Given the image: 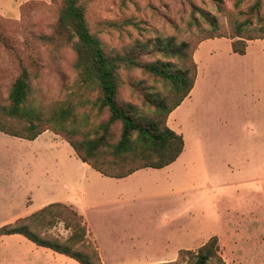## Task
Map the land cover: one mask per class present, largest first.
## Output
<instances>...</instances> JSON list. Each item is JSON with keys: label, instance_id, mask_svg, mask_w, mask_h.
Masks as SVG:
<instances>
[{"label": "rangeland", "instance_id": "rangeland-1", "mask_svg": "<svg viewBox=\"0 0 264 264\" xmlns=\"http://www.w3.org/2000/svg\"><path fill=\"white\" fill-rule=\"evenodd\" d=\"M82 2L88 10L89 25L101 39L106 52L125 55L137 44L149 43L141 49L143 63L165 60L153 46L157 39H173L178 45L188 42L193 48L200 38L208 35L211 26L203 24L199 28L192 24L194 6L218 20L226 37L214 38L219 41L198 46L195 61L204 72L202 84L188 98L180 114L181 119L175 120L172 115L169 119L171 128H176L187 140L191 133L202 149L201 162L195 167L187 165L177 171L183 178L180 195L175 197V200H180L176 203L180 208V219L167 220L150 211L146 219L134 216L131 234L135 236L134 245L139 247L146 241L156 252L166 247L170 252L178 247L197 251L210 235H217L220 254L226 264H264V182L252 181L264 176V166L250 159L248 156L253 154L247 153V149L253 150L259 138L252 114L254 106H264V101L252 100L246 105L249 112L243 126H237L234 115L242 96L246 101L249 88L255 87V83L258 88L264 86V40H248L247 45L253 42L247 57L232 54L230 44L235 40L231 37L237 23L251 21L249 29L264 28V0ZM60 5L61 0H0V24L10 41L9 47L0 45V106L9 103L10 89L21 72V66L28 68L32 75L30 98L33 104L45 110L61 101L66 89L75 85L76 54L63 43L56 30ZM171 61L180 65L177 59ZM254 66H259L257 72L253 71ZM122 77L124 83L119 96L122 103L142 106L147 92L164 95L168 89L140 68L124 71ZM81 112L89 114V127L109 117L107 111L98 115L90 107L81 109ZM46 132L45 139L53 136L58 142L42 139L34 143L0 131V223L17 218L18 214H26L29 195L34 201L32 207H37L43 199L68 201L70 194L73 195L69 187L75 190L86 176L92 193L105 186L95 181L94 171L87 164L76 158L77 164L76 160L68 157L71 146L62 136L51 130ZM119 134L120 125H117L114 137L117 139ZM190 177H196L198 182L190 180ZM203 178H208L209 183L199 181ZM153 180L112 183L111 188H127L135 196V211L145 210L149 194L158 196L152 203L158 209L163 208L166 199L162 196L167 193L156 189L157 183L151 185ZM149 186L152 190L147 188ZM129 224L127 218L124 225ZM110 227L117 228L107 232V242H116L118 235L125 237L128 234V231H123V225ZM179 230L186 236L180 238V242L186 241L180 246L175 240ZM49 233L65 240L71 231L60 221L49 228ZM105 249L107 262L119 264L124 260V264H132L141 258V251L139 255L131 256L129 250L113 253V250ZM5 250L9 251V256L15 254L14 250L23 255L18 248L9 244L6 248L0 243L1 256H7L4 255Z\"/></svg>", "mask_w": 264, "mask_h": 264}, {"label": "trees", "instance_id": "trees-1", "mask_svg": "<svg viewBox=\"0 0 264 264\" xmlns=\"http://www.w3.org/2000/svg\"><path fill=\"white\" fill-rule=\"evenodd\" d=\"M192 12V24L199 28L203 24L211 26L208 35L200 38L193 48L188 42L178 45L173 39H157L153 46L166 61L143 63L141 49L149 43H139L125 55L109 54L90 27L88 10L82 0H61L56 30L63 43L76 54L75 85L66 89L61 101L45 110L33 104L32 75L28 68L21 66L10 89L9 103L0 106V131L33 141L51 130L62 136L84 163L112 178H125L144 168L171 165L184 151L185 140L169 126L168 119L195 86L198 74L195 51L208 39L226 37L210 13L197 6ZM249 25L251 21L235 25L231 38L235 39L232 49L237 54L247 53L248 40H264V28L249 29ZM0 45L10 46L1 24ZM171 59L179 60L180 65ZM136 68L164 83L167 92L164 95L147 92L142 106L120 102L122 74ZM89 107L98 115L107 111L108 119L89 127V114L81 112ZM117 125H120V134L116 139L114 127ZM60 221L71 231L65 240L49 233V228ZM14 234L81 264H103L98 247L89 239L84 217L68 204L51 203L0 227V236ZM220 251L219 237L214 235L197 251L183 249L175 261L157 264H226Z\"/></svg>", "mask_w": 264, "mask_h": 264}, {"label": "crops", "instance_id": "crops-1", "mask_svg": "<svg viewBox=\"0 0 264 264\" xmlns=\"http://www.w3.org/2000/svg\"><path fill=\"white\" fill-rule=\"evenodd\" d=\"M218 39V38H217ZM217 39H209L204 42H202L199 46H203L204 44H209L211 42L219 41ZM215 40V41H213ZM220 40H226V39H220ZM227 41V40H226ZM256 41V40H254ZM253 41H250L247 53L242 56H248L250 51V45ZM228 43H230L228 41ZM231 44V50L232 54H237L232 49V43ZM199 48L195 52V60L197 57V53L199 51ZM214 53H216L214 51ZM214 53L211 55L210 58L214 55ZM240 55V54H238ZM198 65V74L197 79L195 82V86L192 89L190 95L183 101V103L174 111L172 112V116H175V120L181 119L180 114L183 113V107L185 106L188 98H191V96L198 90L200 85L202 84V78L203 73L200 67V64L196 61ZM254 72H257L259 69V66H254ZM263 71V70H262ZM256 78V77H255ZM255 87L249 88L248 95L246 97V101L244 96L238 101L236 104V114L235 115V121L237 123V126H243L246 120V114H248V110L246 105H249L252 100H256L261 103V101H264V86L258 88L257 83H255ZM244 94V91H242ZM240 102V103H239ZM263 103V102H262ZM253 117H254V126L256 127L258 140L256 145L254 146L253 150L247 149L248 154H253V156L249 155L248 157L250 159L253 158V161H258L260 165L264 166V106L255 107L253 110ZM169 116V119L171 117ZM249 118V116H248ZM168 119V124H169ZM173 130L177 132L176 128H172ZM179 133V131L177 132ZM48 132H44L42 135H40L36 140H33L32 142L38 143L41 142L42 139H45V136H47ZM181 134V133H179ZM183 137L184 135L181 134ZM45 140L51 141V142H58L55 137L51 136L46 138ZM185 147L184 151L180 155V157L171 165L166 166L164 168H144L141 170L136 171L135 173L131 174L128 177L125 178H112L105 176L92 168L87 163H84L78 154L75 152V150L71 149L68 146H65L68 149V157L73 158V160H76V158L80 159L84 164H87L94 172L95 181H100L101 183H104L105 186L101 187L99 191H96L95 193H92L93 191H89V180L88 176L83 177L81 184H77L75 187V190L73 187H69L70 191L73 192L70 194L68 201H55V202H62L65 204L70 205L73 207L77 212H79L85 219V222L88 227L89 232V238L90 240L98 247L103 264H116L115 262H107L106 256L104 254L105 248H108L109 251L113 250V253L116 251L118 253L119 250H129L131 252V256L139 255L141 251V258L139 260H134L132 264H153V263H163V262H172L175 261L181 250L185 249L182 247L176 248V251L170 252V248H162L160 252H156L155 249L151 248L148 245V242L144 241V244L141 246L134 245V239L135 236L131 234L133 231L132 226V219L134 216L137 217V219L141 218L146 219L149 215L150 211H153L154 214L159 213L163 218H167V220H171L172 218H176L175 221L180 219V208L179 205L176 204L180 200H175V197L179 196L180 194V182L183 181L182 176L177 172L181 168H184L185 166L189 165V167H195L199 162L202 161V149L198 143V140L193 137L190 133L189 140L185 139ZM64 145V144H63ZM60 145V146H63ZM78 164V161H75ZM146 177V178H145ZM143 180L148 179L152 180L154 179V183H157L156 189L164 191L167 194L165 196H162V198L166 199L165 203L166 205L163 206V208H157L156 204L152 203L154 199L158 198V196H154L152 194H149L151 196H148L146 198L147 200V207L145 210L141 211H135L134 210V195H131V192L128 191L127 188H120L118 189H112L111 184H121L127 181H136V180ZM190 180H194L195 182H198L197 178L190 177ZM157 181V182H156ZM199 181L209 183L208 178H203ZM252 181L259 183L264 182V176H259ZM150 189L151 187H147ZM91 190V189H90ZM152 190V188H151ZM154 191V190H153ZM152 193V192H151ZM51 199H43V201L37 206L32 207L34 201L32 200V197L29 195L26 200V205L28 206V212L26 214H18L16 216L17 218H13L11 220H3L0 223V226H4L9 223H13L16 220L29 216L38 210L42 209L43 207L55 203ZM176 204V205H175ZM111 214L115 215L114 217H111ZM23 215V216H21ZM127 218L130 220L129 225H124L127 222ZM113 224H120L124 226L123 231H128V234L123 237L122 235H118V241L114 242H107L106 240V234L110 231H116V228L118 227H110L109 226ZM190 231H185V233H189ZM184 233V234H185ZM185 237V235H181V230L177 232V235L175 236V240H177V245L180 246L182 241L180 242L181 237ZM212 236L210 235L209 238L202 244L204 245ZM137 239H139L137 237ZM128 241V244L126 243ZM170 242V241H169ZM0 243L3 244L7 248L8 244L12 245V247L18 248V251L22 254H18L16 250H14V255H8L9 251L5 250L4 255L7 254V256H1L0 254V264H81L78 261H76L73 258H70L64 254L57 253L51 249L41 247L27 239L25 236L20 234H14V235H4L0 237ZM106 244V245H105ZM107 246V247H106ZM103 247L104 250H103ZM172 247H174L172 245ZM201 247V246H200ZM144 250V251H142ZM189 250V249H187ZM28 252V254H26ZM25 253V254H24ZM113 261V258L110 259ZM115 261V260H114ZM119 264H124V260L120 261Z\"/></svg>", "mask_w": 264, "mask_h": 264}]
</instances>
